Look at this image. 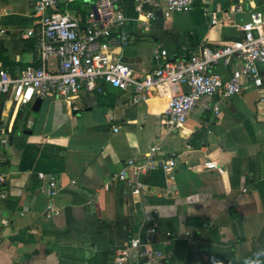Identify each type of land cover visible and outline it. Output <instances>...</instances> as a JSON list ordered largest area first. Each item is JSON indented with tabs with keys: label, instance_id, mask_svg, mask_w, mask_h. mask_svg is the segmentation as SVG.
I'll list each match as a JSON object with an SVG mask.
<instances>
[{
	"label": "crops",
	"instance_id": "crops-1",
	"mask_svg": "<svg viewBox=\"0 0 264 264\" xmlns=\"http://www.w3.org/2000/svg\"><path fill=\"white\" fill-rule=\"evenodd\" d=\"M35 1L0 0V67L12 77L40 65L26 36ZM76 2L59 0L56 11L84 20L90 10L73 12ZM120 7L129 42L111 51L141 76L156 67L155 49L184 59L241 38V24L252 11L264 13V0H196L189 12L164 18L155 10L146 22L135 0H120ZM236 66L234 59L213 73L226 80ZM261 74V88L245 83L218 115L215 100L202 98L174 133L161 124L165 88L132 103L100 82L101 92L79 94L76 111L51 99H40L36 110L37 99L15 107L0 96V139L7 140L0 146V264H111L114 251L149 226L158 230L167 264H264V68ZM154 145L166 157L177 155L174 180L161 170L131 169L142 190L119 179L104 190L128 160L140 161ZM206 160L224 174L205 169ZM39 172L63 187L49 219Z\"/></svg>",
	"mask_w": 264,
	"mask_h": 264
},
{
	"label": "built area",
	"instance_id": "built-area-1",
	"mask_svg": "<svg viewBox=\"0 0 264 264\" xmlns=\"http://www.w3.org/2000/svg\"><path fill=\"white\" fill-rule=\"evenodd\" d=\"M74 1L65 0L66 3ZM135 1L141 15L138 19L146 22L153 18L155 10H161L164 18L189 12L196 0ZM58 5L59 0H36L33 4L34 22L26 36L33 41L40 65L26 66L16 77L0 67V96H7L15 107L36 99H51L69 104L72 111H76L74 101L79 94L82 91L101 92L100 82L127 94L132 103L146 102L157 90L165 88L168 99L161 124L167 133H174L182 129L191 110L202 98L215 100L212 110L218 115L222 101L241 94L245 83L256 88L263 86V12L249 13L240 26L241 38L224 42L214 49L203 46L188 58L170 59L165 50L155 49L156 67L140 76L111 51L125 47L129 42L120 0H97L84 20L56 11ZM144 6L151 10L143 14ZM211 23L215 24V20ZM234 59L237 66L228 79L213 73L215 67L228 66ZM52 60L54 69L48 66ZM113 131L117 132L118 128L114 127ZM6 142V139H0V146ZM176 157V154L166 157L158 145L151 146L140 161L128 160L126 167L104 185V190H108L115 179L125 181L136 192L142 190V182L130 179L128 171L131 169L136 175L161 170L167 174L168 181H172ZM203 167L224 174V169L212 160L204 161ZM37 177L44 182L42 194L49 200L45 217L49 219L56 213L51 200L63 187L51 174L39 172ZM4 183L5 175L0 171V186ZM158 235L154 226L144 228L142 236L131 237L114 251L111 264H167L166 255L157 247Z\"/></svg>",
	"mask_w": 264,
	"mask_h": 264
},
{
	"label": "rangeland",
	"instance_id": "rangeland-1",
	"mask_svg": "<svg viewBox=\"0 0 264 264\" xmlns=\"http://www.w3.org/2000/svg\"><path fill=\"white\" fill-rule=\"evenodd\" d=\"M94 0H77V4L81 6L82 10H90L91 6L93 5Z\"/></svg>",
	"mask_w": 264,
	"mask_h": 264
},
{
	"label": "trees",
	"instance_id": "trees-1",
	"mask_svg": "<svg viewBox=\"0 0 264 264\" xmlns=\"http://www.w3.org/2000/svg\"><path fill=\"white\" fill-rule=\"evenodd\" d=\"M72 8L75 9V10H72L73 12L78 10L81 13L82 17L85 15V10H82V8H81V6H79V4L76 3L75 6ZM14 127H15V124H14L13 128Z\"/></svg>",
	"mask_w": 264,
	"mask_h": 264
},
{
	"label": "water",
	"instance_id": "water-1",
	"mask_svg": "<svg viewBox=\"0 0 264 264\" xmlns=\"http://www.w3.org/2000/svg\"><path fill=\"white\" fill-rule=\"evenodd\" d=\"M41 103V100L40 99H37L34 103V106H33V109L36 110L38 108V106L40 105Z\"/></svg>",
	"mask_w": 264,
	"mask_h": 264
}]
</instances>
